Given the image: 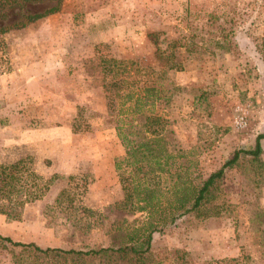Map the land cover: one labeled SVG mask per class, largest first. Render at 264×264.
Here are the masks:
<instances>
[{
  "label": "rangeland",
  "instance_id": "obj_1",
  "mask_svg": "<svg viewBox=\"0 0 264 264\" xmlns=\"http://www.w3.org/2000/svg\"><path fill=\"white\" fill-rule=\"evenodd\" d=\"M9 34L0 51V127L48 142L36 155L11 147L0 165L29 158L49 188L20 221L0 216L2 237L67 250L128 242L146 217L125 200L115 169L125 150L107 118L126 113L127 93L161 83L153 110L170 121L195 184L264 134V0H64L60 12ZM110 60L138 66L108 75ZM12 72L35 77L30 102L19 98L24 80ZM112 78L126 82L113 102L103 91ZM261 146L259 161L241 155L226 170L213 203L219 216L186 215L153 233L154 264H264ZM29 260L0 239V264Z\"/></svg>",
  "mask_w": 264,
  "mask_h": 264
},
{
  "label": "trees",
  "instance_id": "obj_2",
  "mask_svg": "<svg viewBox=\"0 0 264 264\" xmlns=\"http://www.w3.org/2000/svg\"><path fill=\"white\" fill-rule=\"evenodd\" d=\"M63 1L0 0V51L5 48L6 34L60 12ZM43 2L53 5L42 12L23 11L26 6ZM12 12L17 13L18 18L9 21ZM105 63L108 75L115 70L128 72L138 66L134 60H110ZM125 84L123 78H112L104 83L105 99L113 102L118 97L122 98L119 93ZM161 88L160 83L145 86L137 93H127L123 97V104H128L126 113L107 116L125 150L124 157L116 160L115 169L124 183L125 200L133 202L135 209L145 214L141 226L126 234L128 242L116 248H42L34 243L16 242L0 236L13 247L21 248V253L30 258L22 264H154L151 250L154 232L186 215L198 218L219 216L220 208L213 203L219 196L226 170L235 168L241 155L251 157V161H259L263 153L261 140H264V134L257 136L252 148L236 150L206 179L197 174L195 180H200L199 184H195L191 174L192 162L181 161L185 154L178 147L170 121L153 110L155 101L161 97ZM145 108L150 109L147 114ZM73 132L76 130L73 129ZM162 179L168 183L167 186L160 184ZM48 188L44 179L33 170L29 158L0 165V215L9 221H20L25 206L40 200ZM260 212L264 215V210Z\"/></svg>",
  "mask_w": 264,
  "mask_h": 264
},
{
  "label": "crops",
  "instance_id": "obj_3",
  "mask_svg": "<svg viewBox=\"0 0 264 264\" xmlns=\"http://www.w3.org/2000/svg\"><path fill=\"white\" fill-rule=\"evenodd\" d=\"M27 29V27H26ZM14 31L10 32L13 33ZM18 32V31H15ZM9 34V35H10ZM12 76L17 78V76L21 77L23 81V84H25V87L22 89V92L20 93L19 98L24 100L28 99V102L31 100L30 97H34V94H36L35 91V77H32L31 74H28V72H12ZM10 75H7L4 77V80H8ZM2 79V78H1ZM43 97V95H42ZM43 105V103H40ZM13 131L16 136H11L8 134L3 133V130L0 127V162H2L3 154L7 152V150L11 147H14L17 152L20 154H33L36 155V150L39 151V148H44L46 150L47 147V139L45 137H40V133L33 134L28 132L26 129L20 128L18 131L16 130V127L13 128V126H8L5 131ZM60 145L61 142H60ZM47 153V150L46 152ZM3 155V156H2ZM46 158V157H45ZM1 216V215H0Z\"/></svg>",
  "mask_w": 264,
  "mask_h": 264
}]
</instances>
